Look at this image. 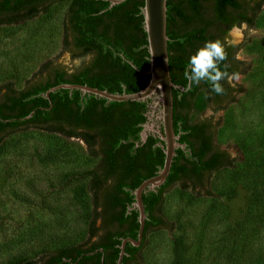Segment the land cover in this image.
Returning a JSON list of instances; mask_svg holds the SVG:
<instances>
[{
	"label": "trees",
	"instance_id": "obj_1",
	"mask_svg": "<svg viewBox=\"0 0 264 264\" xmlns=\"http://www.w3.org/2000/svg\"><path fill=\"white\" fill-rule=\"evenodd\" d=\"M239 1L168 0L170 70L175 83L187 86L188 59L198 47L208 39L223 40L233 23L240 24L242 18L230 22L234 11L239 13L242 7ZM62 2H68L64 15V49L69 51L74 45V58L89 54L98 58L96 76L90 77L86 71L76 79L118 93H132L146 87L150 76L140 73L124 59H130L143 71L149 69L148 38L142 12L145 0H127L112 8L103 0H0V25L30 19ZM221 69L225 70V61ZM55 74V77L38 81L34 80L35 76L21 89L11 85L0 89V144L6 137L30 128L74 134H81L79 129H95L94 135L83 133L90 145V154L98 158L88 173L94 205L88 238L81 243L43 251L35 258L17 257L0 264H103V255L105 264H117L122 239L138 238L139 212L131 209L135 200L133 191L163 167L165 150L160 147L135 149L134 142L129 141L130 136L139 138L141 127L138 125L147 120L148 102H109L89 93L81 98V91L70 95L67 89L52 92L50 102L44 93L67 82L63 68H57ZM221 83L225 88V81ZM173 93L175 132L186 148L176 150L167 182L157 191L144 193L147 213L144 240L139 247L126 245L122 264L139 261L148 233L167 227L162 207L164 194L170 188L176 184L194 190L207 188L213 173L233 163L229 152L216 143V126L212 125V120L193 116L211 107L214 99H221L223 94H215L203 81L193 85L191 91L174 89ZM117 107L121 111L125 109L123 115L115 111ZM225 107L220 104L213 109L218 111ZM32 111L35 112L31 118L20 120ZM65 122H71V130L61 126ZM127 128L134 129L128 131ZM97 135L101 136L100 150L96 147ZM249 210L254 212L255 208ZM99 248L104 251L87 254Z\"/></svg>",
	"mask_w": 264,
	"mask_h": 264
},
{
	"label": "rangeland",
	"instance_id": "obj_2",
	"mask_svg": "<svg viewBox=\"0 0 264 264\" xmlns=\"http://www.w3.org/2000/svg\"><path fill=\"white\" fill-rule=\"evenodd\" d=\"M67 7L56 3L30 19L0 25V89L23 88L46 63L71 65L64 49ZM240 32L239 56L248 63L239 80L242 92L222 110L193 115L214 122L216 143L233 163L213 173L207 188H170L162 207L168 225L148 233L132 264L264 262V9L252 28ZM97 160L81 138L36 128L2 141L0 263L88 238L94 209L88 173Z\"/></svg>",
	"mask_w": 264,
	"mask_h": 264
},
{
	"label": "water",
	"instance_id": "obj_3",
	"mask_svg": "<svg viewBox=\"0 0 264 264\" xmlns=\"http://www.w3.org/2000/svg\"><path fill=\"white\" fill-rule=\"evenodd\" d=\"M109 2V8L115 5L122 4L127 0H103ZM168 0H145L143 7L144 28L147 32L148 51L150 65L146 71L138 69L140 73L149 75L150 79L146 87L132 93H113L105 89L92 87L88 85L62 83L49 88L44 97L51 102V93L58 89H78L84 94H94L99 98H105L110 101H139L148 102V112L146 113L148 120L142 125L143 129L140 134V139L144 143L147 140L149 131L158 133L163 141L162 147L165 150V161L163 167L158 173L144 180L134 191L135 200L131 209H136L139 212V232L138 238L126 237L122 239L120 244V254L117 264H122L126 254V245L131 243L135 247H139L144 238L147 213L143 201V195L149 190L157 191L163 184L166 183L170 174L176 150L178 148L185 149L186 145L179 142L180 135L176 134L174 127V89L185 91V86L177 84L173 81L170 70V55H169V35H168V19H167ZM47 107L46 109H50ZM35 111H32L26 117L20 120L29 119ZM4 120V121H8ZM160 122V125L157 124ZM138 145V143H137ZM103 252V248H99L94 252ZM104 262V255L102 257Z\"/></svg>",
	"mask_w": 264,
	"mask_h": 264
},
{
	"label": "flooded vegetation",
	"instance_id": "obj_4",
	"mask_svg": "<svg viewBox=\"0 0 264 264\" xmlns=\"http://www.w3.org/2000/svg\"><path fill=\"white\" fill-rule=\"evenodd\" d=\"M239 2H242V5H241L242 7L240 8L239 13H238L237 10L234 11L235 15L230 19V22H236L238 19L242 18V21L240 22V24H238V25L236 23H233V24L237 25L239 28H242V27L243 28H252L254 26V21H255V18L257 16V14L261 11V9H264V0H240ZM235 12H237V13H235ZM228 26L229 25H227V27ZM225 35H224V37H225ZM240 51H241V46L239 44H237L235 47H227L226 48V52H227V59L225 60V65L227 66L226 67V71L229 74H233V73L237 74L238 78L233 80L232 84L234 86H230L228 84V82L225 81V85H224L225 86V92L222 95L223 97L221 99H218V100L214 99V103L212 105L213 107L215 105H220V104L226 105V104L232 103V101H231L232 98L236 94H240L242 92V84H241V82H239V80H241L244 76H246V74L248 72V68H247L248 63H247L246 60H241L240 59V56H239ZM69 53H70V56H71V58H69V60L71 61V65L70 66L50 64V65H48L46 67V69L44 68L42 74L37 75L34 80L38 81V80H44V79H47V78L55 77L56 69L57 68H63L64 69V73H65V79L67 81L66 83L88 85V86L96 87V86L90 85L88 82H83V81L79 82L76 79V77H78L81 73L86 72V71H89L90 77L96 76L97 73L99 72V68L96 66V62H97L98 58H94V56L90 55V54L89 55H82L80 57H75L74 58L73 57V55L75 54L74 45L72 46V49L69 50ZM81 57H88V58H81ZM124 59L128 63H130L131 65L134 64L128 58H124ZM78 60H80V62H78ZM74 62L75 63L77 62L76 66H74ZM67 90H69V94L70 95H73V93L75 91H78V89H73V90L67 89ZM113 93H118V92H113ZM86 94L81 92V95H82L81 98H83ZM123 102H125V101H123ZM107 104H109V103H107ZM52 106H53V104H52ZM96 106L100 108L99 105H96ZM122 106H125V105H122ZM212 106L209 107V109L212 111V114H213L215 112V110L213 109ZM115 111L119 112L120 115H123V112L125 111V109L121 111L117 107V109ZM147 120H148V117H147ZM144 123L145 122H142V123H139V125H138L139 127H141L140 131L138 132L139 138H134L133 136H130V140L129 141L130 142H134V148L137 149V148H140V147H144L145 150H149L150 147H152V148H157V147L163 148L162 147L163 141L161 140L160 135L158 133H155V132H152V131H149L147 140L144 143L141 141L140 134H141V131L143 129L142 125ZM70 124H71V122L70 123L69 122H67V123L65 122L61 126L65 125L67 130H71ZM157 124L160 125V122H157ZM213 124H214V122L212 121V125ZM127 129H128V131H130V130H133L134 128H127ZM79 131H81V134L63 133L62 131H58L56 133L64 135L66 137H78V138H81L87 144V146H88V148L90 150V145H89L88 141L85 139L83 133L86 131V132L94 135L95 134V129H93V128L92 129H82V130L79 129ZM68 134H70V135H68ZM100 140H101V136L97 135L96 147L99 150H100V148L102 146V144L100 145V143H99ZM137 143H138V145H137ZM221 149H223V148L221 147ZM223 150H225V149H223ZM147 153H148V151H147ZM158 167H160V166L158 165ZM143 240H144V238H143Z\"/></svg>",
	"mask_w": 264,
	"mask_h": 264
},
{
	"label": "clouds",
	"instance_id": "obj_5",
	"mask_svg": "<svg viewBox=\"0 0 264 264\" xmlns=\"http://www.w3.org/2000/svg\"><path fill=\"white\" fill-rule=\"evenodd\" d=\"M238 37H241L240 28L233 25L223 40L208 39L189 56L185 70V79L188 81L185 91H191L193 85H199L202 81L207 82L217 95L225 92L221 81L234 86L232 82L238 78L237 74H229L227 66L222 70L221 65L227 59L226 48L235 47L239 43Z\"/></svg>",
	"mask_w": 264,
	"mask_h": 264
}]
</instances>
